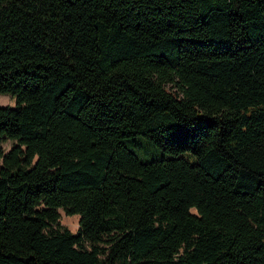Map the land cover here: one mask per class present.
<instances>
[{"label": "trees", "instance_id": "16d2710c", "mask_svg": "<svg viewBox=\"0 0 264 264\" xmlns=\"http://www.w3.org/2000/svg\"><path fill=\"white\" fill-rule=\"evenodd\" d=\"M0 94V264H264V0H0Z\"/></svg>", "mask_w": 264, "mask_h": 264}, {"label": "rangeland", "instance_id": "374dc122", "mask_svg": "<svg viewBox=\"0 0 264 264\" xmlns=\"http://www.w3.org/2000/svg\"><path fill=\"white\" fill-rule=\"evenodd\" d=\"M16 104L15 99L8 94H0V106H11L14 107ZM135 141L142 147L141 155L145 158H151L155 155V148L151 142L143 136L135 137ZM15 142L12 140H6L1 143V146L5 152H8ZM61 218L60 222L62 225L69 228L73 233L77 232L79 228V216L78 215H67L62 209L59 210Z\"/></svg>", "mask_w": 264, "mask_h": 264}]
</instances>
